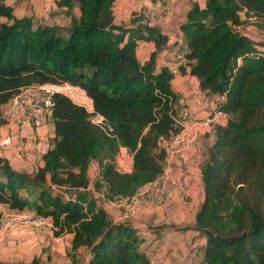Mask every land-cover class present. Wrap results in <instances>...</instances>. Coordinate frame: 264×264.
<instances>
[{
    "label": "trees",
    "instance_id": "trees-1",
    "mask_svg": "<svg viewBox=\"0 0 264 264\" xmlns=\"http://www.w3.org/2000/svg\"><path fill=\"white\" fill-rule=\"evenodd\" d=\"M116 1L57 0L70 17L60 26L16 16L0 0V125L21 88L63 83L83 88L108 124H94L85 107L55 92L47 122L54 136L42 163L27 172L0 158V203L51 220L55 235L72 233L74 263L85 248L86 264H153L137 228L114 220L101 201L132 200L164 169L185 104L172 86L174 68L158 67V58L177 47L185 57L178 65L176 58L177 72L190 67L204 91L222 96L217 105L227 114L213 126L200 167L204 200L193 226L206 238L200 264H264V41L241 28L251 22L264 29V0L195 2L172 46L143 9L117 23ZM142 40L154 43L144 60L137 55ZM121 147L133 153L131 171L117 168ZM93 160L100 169L90 188Z\"/></svg>",
    "mask_w": 264,
    "mask_h": 264
},
{
    "label": "crops",
    "instance_id": "crops-1",
    "mask_svg": "<svg viewBox=\"0 0 264 264\" xmlns=\"http://www.w3.org/2000/svg\"><path fill=\"white\" fill-rule=\"evenodd\" d=\"M33 1L38 12L44 10L45 6L46 8L52 6V8L62 9L66 16V21L59 24L58 21H52L54 18L50 20L49 16L44 20L40 16L38 17L36 13H18L14 9L15 15L19 17L32 16L36 24H57L60 26H67L69 24L70 17L65 13L63 8L58 6L57 0H52L53 3H44L45 1L38 0ZM166 1H169V6L165 4ZM204 1L163 0V3H161V0H145L143 3H140L138 9L132 13L128 12V16H124L127 14V12H124L120 14V20L117 17H115V20L117 23H128L134 12L143 9L152 17V22L168 34V45L172 46L182 36L180 26L192 4L197 2L203 5ZM6 2L10 5L9 0H6ZM154 2H158L157 5H162L164 8L167 6L168 10H165L163 15H158L157 13L155 14L158 16L151 15L149 9ZM79 13V9L76 8L75 14L79 15ZM4 20V18H0V21ZM241 28L251 38L264 41V29L258 28L251 22L242 25ZM153 49V42L142 40L139 42L137 55L141 60H144ZM178 54L177 47H171L162 51L158 58V67L167 64L175 68V60ZM172 86L181 95L179 101L185 104L184 108L189 109L198 118H203L213 112L218 107V102L222 99V96L219 94H209L204 91L200 87L198 78L190 73V67L186 68V73L175 72ZM6 129H9L11 133H16L12 134L15 137H18V135L25 136L26 139L24 140L30 141L32 147L27 148V145L24 146L22 138L14 144H7L5 137L3 138L0 135V158L8 159L12 167L17 170L32 172L38 164L42 163L41 156L49 145L50 139L54 136V126L52 123L34 126L31 122L9 121L7 124L0 125L1 131ZM213 141V127L206 126L200 131L197 150H193L190 154L173 157L170 172L176 178L181 179L185 187L182 190H177L162 206H155V204L150 202L132 209V206H136L133 205V200L137 196L135 195L130 201H118L121 209L120 214H118L117 212H110L105 206L106 203H102L114 220H127L137 228L139 236L143 239L140 248L152 258L153 264H194V258L197 257V260L200 255L202 260L206 238L193 226L196 220V213L204 200V186L200 167L204 154ZM116 165L117 168L119 166L118 169L120 171H131L133 167V153L128 148L121 147L116 156ZM99 169V163L93 160L89 169L90 188H93V182L99 174ZM95 170L97 171L95 172ZM94 195L97 198L99 197L96 191H94ZM154 213L157 216H154ZM161 215L166 218V221H160L161 218H164ZM168 216H173L170 217L173 219L172 222L169 219L167 220ZM166 223H173L175 227L163 226ZM42 228L26 225L22 226V228L10 230L8 233H5L6 235L3 234L0 237V251L2 252V254L0 253V261L30 264L34 258H38L41 264H49L47 258H40V256L48 251L47 249L44 250L43 245L46 242V238L49 241L52 238V234L46 230L52 229V221L49 220L48 226H44L45 230ZM72 237V233H64L54 238V240L63 244V246L66 245L69 250ZM30 244H33V246ZM58 250H61V248H58ZM67 256L70 264H86L88 259L87 249L85 248L80 249L76 258L78 261H75V263L71 256Z\"/></svg>",
    "mask_w": 264,
    "mask_h": 264
},
{
    "label": "built area",
    "instance_id": "built-area-1",
    "mask_svg": "<svg viewBox=\"0 0 264 264\" xmlns=\"http://www.w3.org/2000/svg\"><path fill=\"white\" fill-rule=\"evenodd\" d=\"M264 54V46L261 48ZM185 60L184 54L179 53L177 62ZM173 71L177 72L174 68ZM55 92H61L69 96L75 103L85 107L90 113V119L94 124L107 129L105 117L95 112L93 100L80 86L69 83L42 84L38 86L24 87L15 94L4 106V114L9 121H33L40 125L46 124L51 116V96ZM227 114L218 107L203 118L194 116L187 108H183L175 119L179 130L172 134L169 139V154L167 155L164 169L161 175L151 184L140 190L133 200V205L146 202L148 198L154 197L157 202H165L177 191L183 189V181L176 178L170 172L171 161L177 155L188 154L198 143L200 131L206 126H214L225 122ZM49 221L47 218L38 216L30 211L15 212L0 203V225L7 228L18 223H30L43 226Z\"/></svg>",
    "mask_w": 264,
    "mask_h": 264
},
{
    "label": "rangeland",
    "instance_id": "rangeland-1",
    "mask_svg": "<svg viewBox=\"0 0 264 264\" xmlns=\"http://www.w3.org/2000/svg\"><path fill=\"white\" fill-rule=\"evenodd\" d=\"M38 1H45L44 3H49V2L53 3L52 0H38ZM143 1H145V0H117L115 2V4H114V8H113L114 13H115V17H117V19L120 20V14H123L124 12H127V14H125L124 16H128L129 13H132L133 11L138 9L140 3H143ZM162 1L163 0H161V3H163ZM166 2H165V4L167 6H169V1L167 3ZM9 3H10V5H12V7L14 9H16V11L18 13H25V14H29V13L35 14L36 13L38 17L40 16L44 20H46L47 16H49L50 20L52 18H54L52 21H58L59 24L64 23L66 21L65 20L66 16L64 15V12L62 11V9L52 8V6L50 8L49 7L46 8V6H45L44 10H42L41 12L40 11L38 12L37 8H35L36 5H35V2L33 0H9ZM157 3L158 2L152 3V6L149 9L151 11L150 12L151 15H153V16L163 15L165 13V10H168L167 6L164 8L162 5H159V4L157 5ZM157 8H159V9H157ZM155 13H157L158 15H156ZM54 14H55V16H53ZM151 19H152V17H151ZM178 64L179 63L177 62V65ZM21 122H27V121H23L22 120ZM40 125H43V124H40ZM6 130H3V131L0 130V135L3 138L5 137V140L7 141L6 142L7 144L8 143L14 144L15 142H19L20 138H22L23 140L26 139L25 136H20V135H18V137L17 136L15 137L12 134H16V133H11L9 131V129H6ZM198 143H199V141H198ZM198 143L195 145V147L188 154L193 152V150H197ZM22 144L24 146L27 145L28 146L27 148L32 147L30 141H28V140L27 141L24 140ZM32 163H33V161H32ZM118 168H119V166H118ZM96 171L97 170H95V172ZM184 187H185V185L183 184V189H184ZM96 194L98 196L101 195L100 193H97V192H96ZM101 202L103 204L106 203L105 206L107 207L108 210H110V212H117L118 214H120V210L121 209H120V206L118 205L119 202H112V201H107V200L106 201L102 200ZM150 202L155 204V206L156 205L157 206H162V204H164L166 201L159 203V202L155 201L154 197H153V199L152 198H148L146 202H141V203H139L136 206H132L131 208L132 209L133 208H138L140 205H146V204H148ZM156 213H154L153 215L157 216ZM161 217H164V216L161 215ZM170 217H173V216H168L167 220L169 219V221L172 222L173 219L170 218ZM163 220L166 221V218L164 217L163 219L162 218L160 219V221H163ZM48 222L49 221H47V223L44 224L43 226H37V228H42L43 227L42 229L45 230L46 228H44V226H46V225L48 226ZM26 225H30L32 227H36L35 225L30 224V223H18L16 225L15 224L10 225L9 227L4 229V228H1V225H0V237L3 234L8 233L10 230L22 228V226H26ZM163 226L175 227V224H173V223L167 224L166 223V224H163ZM55 229H56V227H54L53 222H52V229L51 230L50 229H46V230H48L50 232V234H52V238L50 239V241H49L48 238L45 239L46 242L44 243L43 247H44V250L47 249L48 251L45 252L42 256H40V258H44V259L47 258V260H49L48 261L49 264H70L69 260H68V256H67L68 255V251H69L68 247H66V245L63 246V244H60V243H58L57 241L54 240V238L59 237V235H55L54 234ZM59 242H62V241H59ZM33 244H30V245L33 246ZM39 245H40V243H39ZM58 248H61V250H58ZM0 253L2 254L1 251H0ZM196 258L197 257L194 258V264H200L201 263V255H200V257L197 260H196Z\"/></svg>",
    "mask_w": 264,
    "mask_h": 264
}]
</instances>
